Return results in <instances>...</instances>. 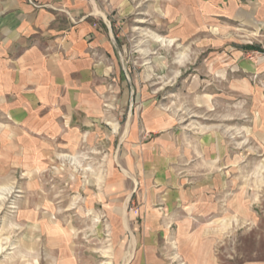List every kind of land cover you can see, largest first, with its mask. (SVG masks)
<instances>
[{
    "label": "rangeland",
    "instance_id": "374dc122",
    "mask_svg": "<svg viewBox=\"0 0 264 264\" xmlns=\"http://www.w3.org/2000/svg\"><path fill=\"white\" fill-rule=\"evenodd\" d=\"M91 1L108 44L85 125L20 136L0 96V264H130L115 212L152 195L171 264H264V0Z\"/></svg>",
    "mask_w": 264,
    "mask_h": 264
},
{
    "label": "crops",
    "instance_id": "0c3cea01",
    "mask_svg": "<svg viewBox=\"0 0 264 264\" xmlns=\"http://www.w3.org/2000/svg\"><path fill=\"white\" fill-rule=\"evenodd\" d=\"M90 1L0 0V96H21V101L15 97L17 101L10 107L13 110L10 116L16 119L14 123H17L16 131L20 136L23 132L21 134L17 127L39 126L42 131L49 128L44 132L50 137H61L65 128L68 130L73 126L72 131H76L85 125L87 119L82 116L89 115L94 109L91 96L92 88L96 87L97 52L106 49L108 41L97 24L90 21L97 15L96 10L104 14L95 2L90 4ZM193 1L202 4V0ZM210 2L215 5L217 0ZM224 2L223 7L228 11L238 6L233 0ZM263 14L258 13L259 17ZM234 15L249 18L243 10H237ZM42 115L47 117L42 118ZM146 164H149L148 160ZM155 165H159L158 161ZM125 171L136 188L138 182L131 175L133 171ZM149 172L154 178L155 169L151 167L146 173ZM157 175L161 182L165 180L163 172ZM165 175L169 177L170 174ZM104 186L105 183L102 186L105 191ZM135 188L127 191L128 207ZM118 191L122 192L121 186ZM145 202L138 210L133 208L129 215L125 206L115 212L117 220L121 218V222L127 221L135 227L133 234L140 248L130 264H171L170 259L164 257V243L170 236L169 219L164 215L168 212L165 209L169 202H161V211L152 206L156 203L153 195ZM137 218L143 219L141 231H138ZM183 262L191 264L184 256Z\"/></svg>",
    "mask_w": 264,
    "mask_h": 264
},
{
    "label": "bare ground",
    "instance_id": "6f19581e",
    "mask_svg": "<svg viewBox=\"0 0 264 264\" xmlns=\"http://www.w3.org/2000/svg\"><path fill=\"white\" fill-rule=\"evenodd\" d=\"M99 14L101 15V13L99 12Z\"/></svg>",
    "mask_w": 264,
    "mask_h": 264
}]
</instances>
